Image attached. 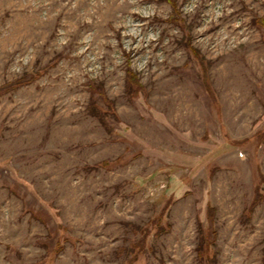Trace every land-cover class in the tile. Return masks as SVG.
<instances>
[{
    "label": "rangeland",
    "instance_id": "374dc122",
    "mask_svg": "<svg viewBox=\"0 0 264 264\" xmlns=\"http://www.w3.org/2000/svg\"><path fill=\"white\" fill-rule=\"evenodd\" d=\"M0 264H264V0H0Z\"/></svg>",
    "mask_w": 264,
    "mask_h": 264
},
{
    "label": "trees",
    "instance_id": "16d2710c",
    "mask_svg": "<svg viewBox=\"0 0 264 264\" xmlns=\"http://www.w3.org/2000/svg\"><path fill=\"white\" fill-rule=\"evenodd\" d=\"M173 5V4H172ZM32 80V77H30L29 79H26V80H21V81H18L17 83H14L12 85H10L11 87H14V86H18V85H21L23 83H26V82H30ZM127 82L128 83H131V84H135L137 85V88H140V86H138L139 84V81L136 79L135 75L132 74V72H130V70L128 71V79H127ZM255 205V201L254 203L252 204V206ZM208 217H209V221L212 225V220H213V210L212 209H208ZM158 229L162 230L161 226L159 225L158 226ZM211 229V228H210ZM208 231V235L206 237H202L199 242H198V245H197V248H196V254H197V258H199L200 260H205V261H208L209 259H211V257H209L208 255H206V251L207 249L209 248V245H211V238L210 237H214L215 238V233L210 230ZM214 242L212 243L211 246H213ZM140 248L143 247L142 244L139 245ZM204 263V262H203Z\"/></svg>",
    "mask_w": 264,
    "mask_h": 264
}]
</instances>
